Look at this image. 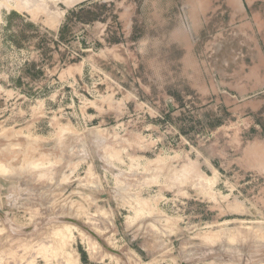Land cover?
<instances>
[{
  "label": "rangeland",
  "instance_id": "1",
  "mask_svg": "<svg viewBox=\"0 0 264 264\" xmlns=\"http://www.w3.org/2000/svg\"><path fill=\"white\" fill-rule=\"evenodd\" d=\"M0 264H264V0H0Z\"/></svg>",
  "mask_w": 264,
  "mask_h": 264
},
{
  "label": "bare ground",
  "instance_id": "2",
  "mask_svg": "<svg viewBox=\"0 0 264 264\" xmlns=\"http://www.w3.org/2000/svg\"><path fill=\"white\" fill-rule=\"evenodd\" d=\"M24 2H25V1H24ZM24 2H23V3H24ZM31 3H34V2H31ZM25 4H27V3H25ZM33 5H34V4H33Z\"/></svg>",
  "mask_w": 264,
  "mask_h": 264
}]
</instances>
